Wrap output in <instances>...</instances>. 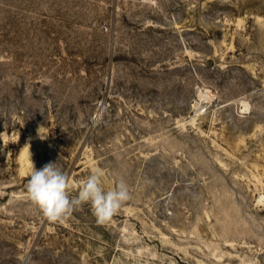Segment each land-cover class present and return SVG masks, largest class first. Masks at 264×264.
Returning a JSON list of instances; mask_svg holds the SVG:
<instances>
[{
    "label": "rangeland",
    "instance_id": "obj_1",
    "mask_svg": "<svg viewBox=\"0 0 264 264\" xmlns=\"http://www.w3.org/2000/svg\"><path fill=\"white\" fill-rule=\"evenodd\" d=\"M49 162L131 198L48 221ZM0 264H264V0H0Z\"/></svg>",
    "mask_w": 264,
    "mask_h": 264
},
{
    "label": "clouds",
    "instance_id": "obj_2",
    "mask_svg": "<svg viewBox=\"0 0 264 264\" xmlns=\"http://www.w3.org/2000/svg\"><path fill=\"white\" fill-rule=\"evenodd\" d=\"M41 140L46 139L39 133ZM104 172L95 170L75 197L69 195L68 175L49 162L37 170H33L27 183V192L31 202L37 206L43 216L51 222L63 221L78 207L90 203L93 215L98 223L108 221L120 209L124 202L131 198L128 185L119 180L113 190L105 191L101 186Z\"/></svg>",
    "mask_w": 264,
    "mask_h": 264
}]
</instances>
